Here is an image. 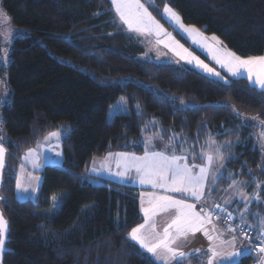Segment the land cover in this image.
I'll list each match as a JSON object with an SVG mask.
<instances>
[{
    "label": "trees",
    "instance_id": "16d2710c",
    "mask_svg": "<svg viewBox=\"0 0 264 264\" xmlns=\"http://www.w3.org/2000/svg\"><path fill=\"white\" fill-rule=\"evenodd\" d=\"M165 4L237 54H264V0H153V13L169 25ZM0 5L26 29L11 37L6 63L0 36V81L9 89L0 105V142L9 151L1 207L10 228L0 264H158L129 235L144 220L138 188L87 175L92 158L141 154L149 137L197 157L215 141L225 157L219 185H259L263 204L264 149L247 118L264 121V91L246 78L224 82L182 60L145 57L142 38L122 24L110 0ZM123 95L129 112L109 120L110 105ZM55 130L66 132L63 165H46L38 197L19 199L21 157Z\"/></svg>",
    "mask_w": 264,
    "mask_h": 264
},
{
    "label": "crops",
    "instance_id": "0c3cea01",
    "mask_svg": "<svg viewBox=\"0 0 264 264\" xmlns=\"http://www.w3.org/2000/svg\"><path fill=\"white\" fill-rule=\"evenodd\" d=\"M159 21L160 24L163 25L164 29H166L167 32L172 37H174V41L170 40L168 36H164V35H161L160 37H156L155 35H146L149 38V41L147 40V44L145 45V57L155 61H171L175 59L182 60L179 56L176 55V52H174L172 49L176 48L177 51H181V52L183 51V49H187L189 53H191L195 57H198L205 64H208L209 67L214 68L215 71L218 72L220 75L219 76L212 75L207 71H205L204 69H202L201 67L188 63L191 66H193L195 69L199 70L200 72L218 78L219 80L224 82H225V78L227 81L229 79L232 80V79L242 78L241 76H233L232 73L229 72L228 67L226 65L221 66V64L218 63L217 60L213 59V55H216L221 59H225L226 58L225 54L228 52L235 53L236 55L243 57L237 54L236 52H234L233 50L229 49L228 47H226L223 44L222 40L217 35L207 34L196 26L195 28L198 29L200 33H202V37L197 36L195 34H188L174 27L173 24L169 22H168L169 25H166L163 22H161V20ZM213 36L217 37L218 40H213ZM182 37L185 40H187L188 43H185L182 40ZM158 40H164L165 43H157ZM176 42H178V44ZM148 44L150 45L148 46ZM179 46H183L182 49ZM260 56H264V54ZM253 57H259V56H253ZM243 58H248V57H243ZM65 133L66 132L64 131L60 132L59 130L49 132L46 135V137L37 146L31 148L34 150V153L32 155H27L26 158V154H28L29 151L27 150L21 157L17 179L19 180L21 179L20 181L24 185V189H26L25 191L23 189L16 188V194L22 193V196H24L21 200L36 199L38 197L40 187L42 184L43 170L46 165L49 164L57 165V166L63 165L64 150H63L62 140ZM165 145L166 144L160 138L149 137L145 145V151L146 150L149 152L166 151L167 154L169 155L175 154L170 149H166ZM110 153H113V156L108 157V154H106L104 156L92 158L87 167V175L97 180H108L111 183L130 185L138 188L140 207H141V200H143V207L147 208L149 207V200L153 196L171 195L177 199H188V202L196 204L197 211H199L200 208L203 207L205 213L208 208H214L215 205H220L219 209L229 211L233 215V217L241 224H243L245 227L251 225L252 226L251 230H253V232L256 235L264 231V202L263 204H259L262 202L259 185L254 190H249L246 186L247 185L246 182L244 181L237 182L235 186L230 187V185L232 184L231 183L224 188H222L219 185L220 184L218 182L219 178H217L218 180L215 181V183H213L212 181L213 172L218 160L216 159V156L218 153L222 154L221 147L217 146L215 141L209 140V142L207 143V145L205 146L204 150L202 151L199 157L189 155L188 153L175 154L177 156H181V155L187 156L188 159L186 163L189 166H192L194 164L199 166H207V158H206L207 155L211 154L213 156V163L209 170V180L206 182V187H205V198L202 200L190 199L186 195H182L179 193L166 192L159 188H154L148 184L142 185L139 183L138 174L134 169H129L126 177H120L116 175L118 171L124 170L123 167L117 168L116 162L119 159V157L116 154L129 153V152L117 151ZM144 153L145 152L135 155L143 156ZM130 154H134V153H130ZM224 162H225V157H224ZM224 162L221 171L222 174L224 173ZM34 165H38V166H34ZM109 168H111V171H108ZM93 169H99V172L95 173L93 172ZM193 172L198 173L199 168H194ZM237 190L242 191L243 195L237 194ZM254 193L257 196H254ZM141 194H143V196H141ZM141 211L144 216V220L141 223H144L145 215L142 207H141ZM241 213H243L244 215L243 222L241 221L240 218ZM174 215L175 213L169 210L167 212L159 213L158 215L152 218V221H154L156 224L155 232H152L149 227H146L143 230V236L145 238V242L148 243L149 246L155 244L156 242H158L160 238H162L163 229L169 223H171V220L174 218ZM212 225H215L216 232L211 231ZM206 227L210 230V234L213 236H215L217 232H219L223 240L227 241L231 239L232 234L227 231L228 227L219 220H215L212 218V224L206 225ZM171 231H173V233L175 232L174 229ZM235 235L237 237L235 245L227 244V243L221 244L219 240L209 241L208 238L203 234V231H198L195 232L194 234L189 233L186 237L185 236L179 237L178 239L175 240L173 247H177L179 250L186 253H193L192 256L182 261V264H201V261L206 260L207 256L210 255V252H207V250L213 244L217 247V250L224 253L225 256H228L229 254L235 252L242 253L244 248L250 249L248 240L244 239L239 231H237ZM135 242L141 247V249L147 252L158 264H176L175 261H171V262L162 261L159 258L160 255L163 254L162 252H160V250H158L157 253H152L149 252L147 248H144L139 243V241H135ZM196 249L204 250L206 254L201 255L199 258H197V254L194 252V250ZM247 255H250V251L247 252L246 254H242L233 257L231 259H224L223 264H237L243 257ZM259 259H260V264H264V257ZM217 260L218 261L221 260V257H218Z\"/></svg>",
    "mask_w": 264,
    "mask_h": 264
},
{
    "label": "snow or ice",
    "instance_id": "6c2138e0",
    "mask_svg": "<svg viewBox=\"0 0 264 264\" xmlns=\"http://www.w3.org/2000/svg\"><path fill=\"white\" fill-rule=\"evenodd\" d=\"M111 4L115 8V12L118 14L119 20L122 24L126 25L128 30L135 31L138 33L146 35H155L160 37L161 35L168 36L170 40L174 41L163 25L153 16L152 12L148 10L141 0H110ZM152 3V0H150ZM154 6V5H153ZM157 11H160L157 9ZM98 15L99 13H95ZM161 15L165 18L166 22L173 24L174 27L180 29L181 31L188 34H195L202 37V33L199 32L195 26H188L183 23V18L172 9L168 4H165ZM15 38V32L13 34V39ZM206 39V38H204ZM213 40H218L217 37L213 36ZM157 43H165L164 40H158ZM178 44V42H176ZM171 46V45H169ZM181 49L183 46H179ZM211 47V46H209ZM176 52V55L179 56L186 63L194 64L199 66L208 73L212 75L219 76L220 74L215 71L214 68L209 67L208 64H205L198 57L193 56L188 52L187 49L183 51H177L176 48L172 49ZM225 59H221L216 55H213V59L217 60L221 66H227L229 72L233 76H241L242 78L248 79L253 86H259V88L264 91V56L259 57H248L243 58L235 53L228 52L225 54ZM225 82H227L225 78ZM2 83V81H0ZM6 102V98L0 100V105ZM181 104H184V101H180ZM255 120V117L247 118ZM56 135V134H53ZM264 135V133H262ZM175 136V134H174ZM162 139V137H161ZM170 138V141L173 140ZM180 143V141H175ZM228 146L230 147V142ZM166 149H170L173 153L175 148H171L170 145H165ZM6 149L2 143H0V181H3L4 178V167H5V154ZM34 153L33 149H29L27 155H32ZM119 159L116 162L117 168L123 167V171H118L116 175L120 177H126L129 169H134L138 174V181L140 184H148L154 188H159L166 192L179 193L186 195L190 199L202 200L205 198V187L206 182L209 180V170L213 163V156L211 154L207 155V166L192 165L189 166L186 161L187 156L181 155L177 156L175 154L169 155L166 151H145L143 156H136L135 154L130 153H118L116 154ZM113 156V153H108V157ZM107 159V158H106ZM216 159L223 161L224 156L222 154H217ZM184 162V163H181ZM38 166V165H34ZM199 168L198 173H194L193 169ZM111 171V168L108 169ZM93 172L98 173L99 169H93ZM38 179V178H36ZM217 177L213 176L212 181L215 183ZM237 181L232 180L231 186H235ZM17 189H24V185L19 179L16 181ZM237 194L243 195L242 191L237 190ZM143 196V194H141ZM6 199L5 197L0 196V200ZM55 200L56 198L53 197ZM230 202V201H229ZM141 207L145 215L144 223L138 224L136 227L132 228L129 233L130 237L139 241V243L147 248L149 252L157 253L158 250L163 254L160 255L162 261L171 262L175 261L176 264H182V261L186 260L188 257L192 256L193 253H186L179 250L177 247H173L175 240L181 236H187L189 233L194 234L198 231H203V234L208 238L209 241L219 240L221 244H232L235 245L237 237L235 233L237 232L236 228H232L230 225L227 228V231L231 233V239L225 241L221 238V234L217 232L215 236L210 234V230L206 225L212 224V212L209 211L205 213L204 208L201 207L199 211L196 209V204L188 202V199H177L171 195H159L153 196L149 200V207H143V200H141ZM216 208H220V205H215L213 211ZM173 211L175 213L174 218L171 220L164 229L163 236L155 244L149 246L145 242L143 236V230L146 227H149L152 232L156 230V224L152 221V218L159 213ZM241 221L244 220V215L241 213ZM219 219V217H217ZM227 219H232V215L229 213ZM151 222V223H150ZM251 229V225L247 226ZM175 230L173 231L171 230ZM9 231L8 222L4 218L3 211L0 210V254H3L5 251L6 237ZM212 232H216L215 225H212ZM240 232L244 239H250L247 233L243 228L240 229ZM257 240L264 241V231L258 233ZM250 249L244 248L243 252L231 253L228 256H225L224 253L217 250V247L213 244L209 247L207 252H210V255L207 256L206 260H202L201 264H223L224 259H231L233 257L246 254ZM194 252L197 254V258L201 255H205L204 250L196 249ZM260 252L264 255V247L260 248ZM218 257H221V260H217Z\"/></svg>",
    "mask_w": 264,
    "mask_h": 264
},
{
    "label": "rangeland",
    "instance_id": "374dc122",
    "mask_svg": "<svg viewBox=\"0 0 264 264\" xmlns=\"http://www.w3.org/2000/svg\"><path fill=\"white\" fill-rule=\"evenodd\" d=\"M141 2L146 7H148V10L150 12H152L153 16H155L156 19L159 21V18L153 13V11L150 7V5L153 4V0H152V3H150V0H141ZM25 30L26 29L24 27H18V26L13 25V23H11V19H10L9 15L0 6V36L2 39V55H1V58H2L3 63H6L7 56H8L9 43L11 41V37H13L14 32H15V37H16L19 35H24ZM131 32L133 34H135L136 36H140L145 45L147 44V40L149 41V38L146 36V34L138 33L135 31H131ZM149 45L150 44H148V46ZM146 54H147V51H146ZM256 87L259 88L258 85ZM8 92H9V89L7 88L6 81L3 80L1 83L0 100L5 99ZM126 112H129V103H128L127 96L123 95L116 102H114L110 105L109 111H108V118H109V120H112L116 114L126 113ZM255 118L256 119L254 120V124H255V126L258 127V129L255 131L254 136L256 137L257 143L260 145V147L264 149V135H262V133H264V121L258 117H255ZM59 131L63 132L61 130H59ZM223 162H224V160L223 161L217 160V164L215 166L213 176L220 178V176L222 174L221 171H222ZM220 172H221V174H220ZM217 180L218 179H216L215 181H217ZM237 182H243V181L237 180ZM17 196L19 199H22L24 197V196H22V193H18ZM254 196H257V195L254 193Z\"/></svg>",
    "mask_w": 264,
    "mask_h": 264
},
{
    "label": "built area",
    "instance_id": "2783aa9c",
    "mask_svg": "<svg viewBox=\"0 0 264 264\" xmlns=\"http://www.w3.org/2000/svg\"><path fill=\"white\" fill-rule=\"evenodd\" d=\"M209 211L212 212L213 219L221 221L227 227H229L230 225L232 228H236L237 231L239 232L241 228L244 229V231L247 233L248 237L250 238L247 239L250 246V254L255 256V259L253 260L252 264H260L259 258L264 257V255H262L260 252V248L264 247V241L257 240L256 239L257 235L253 232V230L249 229L248 227H245L243 224L237 221L229 211L221 210L219 208H216L215 211H213V208H208L206 210V213ZM229 213L232 215V219H227ZM217 217H219V219H217Z\"/></svg>",
    "mask_w": 264,
    "mask_h": 264
},
{
    "label": "water",
    "instance_id": "95a60500",
    "mask_svg": "<svg viewBox=\"0 0 264 264\" xmlns=\"http://www.w3.org/2000/svg\"><path fill=\"white\" fill-rule=\"evenodd\" d=\"M1 143V142H0ZM3 144V143H2ZM3 146L5 147V149L7 150L6 151V154H5V167H4V174H5V169H6V164H7V158H8V153H9V151H8V149H7V147L3 144ZM3 180H4V178H3ZM2 185H3V181H0V196H2L1 195V188H2ZM3 197V196H2ZM2 201L3 200H0V210H2L3 211V209H2V207H1V204H2ZM3 214H4V212H3ZM4 218L7 220V218L5 217V215H4ZM7 222H8V220H7ZM8 228H9V222H8ZM9 231H10V228H9ZM9 231H8V233H7V237H6V243H7V241H8V235H9ZM6 245V244H5ZM1 255V254H0ZM0 262H1V257H0Z\"/></svg>",
    "mask_w": 264,
    "mask_h": 264
}]
</instances>
